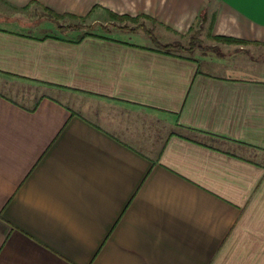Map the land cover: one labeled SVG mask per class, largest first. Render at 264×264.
<instances>
[{"label": "crops", "instance_id": "crops-1", "mask_svg": "<svg viewBox=\"0 0 264 264\" xmlns=\"http://www.w3.org/2000/svg\"><path fill=\"white\" fill-rule=\"evenodd\" d=\"M3 1L239 42L2 20L0 264H264V0Z\"/></svg>", "mask_w": 264, "mask_h": 264}, {"label": "rangeland", "instance_id": "rangeland-1", "mask_svg": "<svg viewBox=\"0 0 264 264\" xmlns=\"http://www.w3.org/2000/svg\"><path fill=\"white\" fill-rule=\"evenodd\" d=\"M29 10L20 9L6 1L0 0V23H3L2 20L9 21L13 19L10 25L3 24V26L15 28L21 27L25 31H30L36 35H60L68 33L67 35L75 38L85 34H110L121 36V33H112L111 30L113 28L132 33L144 32L146 35L150 36L153 43L161 49L170 45L172 48L169 50L186 53L188 55H193L199 50L205 53L219 52L221 49H219L220 46L217 42L229 45L233 44V42H224L220 40L221 38L213 40L206 36L207 34L199 32L190 33L185 40L184 38H181L182 40L170 44H161L153 32V28L150 27L151 25H147L145 18H130L126 16H117L116 18V15H111L110 18H101L96 15L85 17L62 16L56 18L49 16V14H46L45 11L40 9H38V12ZM23 26H27V28H24ZM135 40L138 41L137 39ZM238 42L239 41L235 43ZM23 89H25L23 91H26L27 93L33 92V87Z\"/></svg>", "mask_w": 264, "mask_h": 264}, {"label": "trees", "instance_id": "trees-1", "mask_svg": "<svg viewBox=\"0 0 264 264\" xmlns=\"http://www.w3.org/2000/svg\"><path fill=\"white\" fill-rule=\"evenodd\" d=\"M51 16H52V17H56V18L59 17V16H54L53 14H51ZM113 16H114V15H113ZM115 17L117 18V16H115ZM118 19H121V18H118ZM87 35H90V34H85V35L80 36V37H79V40L83 39L84 36H87ZM220 40H222V41H224V42H233V43L237 42L236 40H232V39H223V38H221ZM170 48H172V46H170V45H167V46L164 47V49H166V50H168V51H170V50H169Z\"/></svg>", "mask_w": 264, "mask_h": 264}]
</instances>
